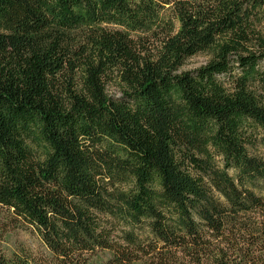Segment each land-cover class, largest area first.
Instances as JSON below:
<instances>
[{
    "label": "trees",
    "instance_id": "1",
    "mask_svg": "<svg viewBox=\"0 0 264 264\" xmlns=\"http://www.w3.org/2000/svg\"><path fill=\"white\" fill-rule=\"evenodd\" d=\"M262 24L264 0H0V234L47 251L0 264H264Z\"/></svg>",
    "mask_w": 264,
    "mask_h": 264
},
{
    "label": "rangeland",
    "instance_id": "2",
    "mask_svg": "<svg viewBox=\"0 0 264 264\" xmlns=\"http://www.w3.org/2000/svg\"><path fill=\"white\" fill-rule=\"evenodd\" d=\"M261 29L264 30V24H262ZM209 59V55L207 54H196L190 58H188L183 67L182 70H194L195 68H198L200 66H203ZM108 92L111 95H119V90L115 86H109ZM248 151L260 157L264 160V145L261 143H257L254 147H251L248 149ZM229 174L233 177L235 176V170H229ZM139 235L142 237L147 235V231H141L139 232ZM115 236V240L117 243L124 245V242L121 238ZM125 246V245H124ZM0 250L5 255L10 256L13 251L20 252V250L26 251L30 254H33L34 256H40V255H47V251L44 248V246L41 244L37 236L28 230H7L0 234ZM95 260H101V261H107L112 257V253L108 251H96L94 253ZM134 264H142L141 261H137Z\"/></svg>",
    "mask_w": 264,
    "mask_h": 264
}]
</instances>
